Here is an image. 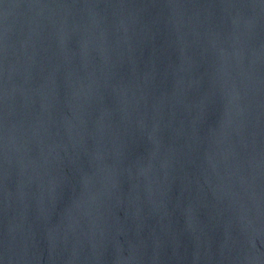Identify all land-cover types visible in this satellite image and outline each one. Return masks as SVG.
<instances>
[{
  "label": "water",
  "instance_id": "obj_1",
  "mask_svg": "<svg viewBox=\"0 0 264 264\" xmlns=\"http://www.w3.org/2000/svg\"><path fill=\"white\" fill-rule=\"evenodd\" d=\"M0 264H264V0H0Z\"/></svg>",
  "mask_w": 264,
  "mask_h": 264
}]
</instances>
